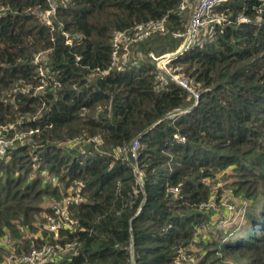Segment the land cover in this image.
Instances as JSON below:
<instances>
[{"label": "trees", "instance_id": "obj_1", "mask_svg": "<svg viewBox=\"0 0 264 264\" xmlns=\"http://www.w3.org/2000/svg\"><path fill=\"white\" fill-rule=\"evenodd\" d=\"M179 5L0 0V126L15 137L0 158V264L44 245L38 264H178L198 255L193 244L206 249L200 264H264V0L218 4L222 19L172 62L198 100L150 55L182 44L190 11ZM159 19L165 31L114 45ZM218 174L249 200L244 222L218 224L211 241L201 231ZM69 189L85 200L56 235L44 202Z\"/></svg>", "mask_w": 264, "mask_h": 264}, {"label": "built area", "instance_id": "obj_2", "mask_svg": "<svg viewBox=\"0 0 264 264\" xmlns=\"http://www.w3.org/2000/svg\"><path fill=\"white\" fill-rule=\"evenodd\" d=\"M225 1L226 0H180L179 6L181 10L190 11V19L186 26V31L182 33L175 32L176 35L184 37L182 44L175 51L166 52L161 55H155L153 52H150V55L155 60L157 67L163 73H167L171 79L191 91L197 100L199 99L200 94L190 85L187 79L183 77L180 72H176L174 70V68L172 67V62L180 54L191 49L194 44H197V42H201V40L199 41V35L203 28L207 27L210 23L220 21V19H222L221 17L213 13V9L218 4ZM155 31H165L164 19L150 20L144 23H140L136 26L134 32L131 34L117 33L115 35L114 45L116 46V48H119L121 40L124 39L126 41L124 42V45L129 46L130 43L141 40ZM126 55L127 51L123 54V57L125 58ZM38 57L39 54L36 58ZM162 78L164 79V82H167V78L165 76ZM171 116H174V114H172ZM29 132H33V130H30ZM23 136V134L19 135V138L22 141L25 139ZM14 139L15 137L10 138L6 134V132H4V129L0 126V158H3L5 155H7ZM138 148L139 140L136 139L132 146L133 156H137ZM44 173L52 179L53 184H58L56 177L47 174V171H44ZM67 195L68 194L66 193L64 197H62L61 202L52 199L50 203V206L53 208L54 213L53 215L48 216L50 225L49 228L50 230L55 232L56 235L59 233L60 228L72 227L71 225L76 222V219L72 217L70 210V205L72 204V202H80L85 200V196L80 194L73 195L72 192H70V196ZM6 241L7 244H12V241L9 237L6 238ZM49 251H52V248L48 245H44L42 249L33 248L29 254L9 257L7 260H5L4 264H35L36 261L41 260V257Z\"/></svg>", "mask_w": 264, "mask_h": 264}, {"label": "rangeland", "instance_id": "obj_3", "mask_svg": "<svg viewBox=\"0 0 264 264\" xmlns=\"http://www.w3.org/2000/svg\"><path fill=\"white\" fill-rule=\"evenodd\" d=\"M46 13H48L47 15H49L50 11H46ZM160 65H161V62H160ZM229 172H231V169H229ZM45 180H47L48 182L52 184V179L49 178L48 175H45ZM216 180H217L215 181L216 183L213 184V187H212V194H213L212 203L208 207L209 209L210 208L212 209V213L214 214L213 218L211 219L213 222V225H210L212 229L205 228L201 231V234H203L205 238H208L211 241L212 239H217L219 237V234L217 231L218 224H219L218 226L219 228H222V229L232 228L233 229V227L236 224L238 225L239 223L244 222V219H245L244 216H245L246 208H247L246 206L249 200L245 197L242 198L240 195L236 194L234 191V186H230L228 184L225 185V181L222 179L221 174L217 175ZM219 188L220 189L222 188L223 190L219 191ZM72 191H73L72 189H69L67 192L68 194L67 196H70V192ZM52 199L53 197L47 198V200L44 202V206L48 207ZM58 201L61 202L62 197H61V200L58 199ZM39 221L40 220H38L37 223H39ZM45 226L50 230L49 220L45 223ZM40 230H41V226L39 227L37 232L24 231V233H30V234L35 233V235H38ZM1 242L6 245L7 244L6 237L3 238ZM209 246L212 247V246H215V244H213L212 242ZM192 247L194 251H198L197 252L198 255L192 253L190 257L188 258L186 257L185 260L179 261L178 264H200V261L203 257V254H205L206 249H203L201 245H197V244H193ZM39 262L40 260L36 261L35 264H38ZM217 263L218 264H245V259L243 257H240L238 254H231L217 261Z\"/></svg>", "mask_w": 264, "mask_h": 264}]
</instances>
